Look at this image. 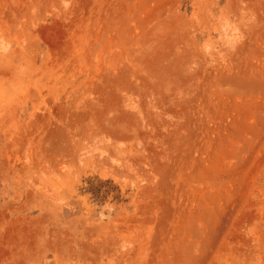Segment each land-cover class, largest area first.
<instances>
[{"label": "rangeland", "instance_id": "rangeland-1", "mask_svg": "<svg viewBox=\"0 0 264 264\" xmlns=\"http://www.w3.org/2000/svg\"><path fill=\"white\" fill-rule=\"evenodd\" d=\"M0 151V264H264V0H0Z\"/></svg>", "mask_w": 264, "mask_h": 264}, {"label": "bare ground", "instance_id": "bare-ground-1", "mask_svg": "<svg viewBox=\"0 0 264 264\" xmlns=\"http://www.w3.org/2000/svg\"><path fill=\"white\" fill-rule=\"evenodd\" d=\"M1 127H2V126H1ZM2 128H3V127H2ZM2 130H3V129H2ZM7 131H8V130L3 131V132L8 133ZM8 134H9V133H8ZM8 134H7V135H8ZM12 134H13V133H12ZM9 135H10V134H9ZM14 135H15V134H14ZM6 137H7V136H6ZM4 139H5V138H4ZM6 139H7V138H6ZM10 140H12V138H11ZM5 147H6V146H5ZM6 149H7V148H6ZM3 151H4V150H3ZM0 152H1V151H0ZM3 153H4V152H3ZM3 153H2V154H3ZM28 192H29V191H28ZM31 193H32V192H31ZM31 193H28V194L31 195ZM30 195H29V196H30ZM32 196H33V195H32ZM29 199H30V198H29ZM1 213H2V212H1ZM30 221H31V220H30ZM12 223H13V222H12ZM1 224H2V223H1ZM4 225H5V224H4ZM13 225H14V224H13ZM2 227H3V226H2ZM13 227H14V226H13ZM13 227H12V228H13ZM14 228H15V227H14ZM26 228H27V227H26ZM16 229H17V228H16ZM23 229H24V228H23ZM3 230H4V229H3ZM17 230H18V229H17ZM19 230H20V229H19ZM28 230H29V229H28ZM26 231H27V230H26ZM32 231H33V230H32ZM1 232H2V231H1ZM1 232H0V233H1ZM5 232H6V231H5ZM19 232H20V231H19ZM12 233H13V231H12ZM2 234H3V233H2ZM0 236H1V235H0ZM4 236H5V235H4ZM4 236H3V238H4ZM0 238H1V237H0ZM25 238H26V237H25ZM1 239H2V238H1ZM9 239H10V238H9ZM12 239H13V238H12ZM10 240H11V239H10ZM15 240H16V239H15ZM3 241H4V240H3ZM11 242H12V240H11ZM6 243H7V242H6ZM1 246H2V245H1ZM2 247H3V246H2ZM31 247H32V246H31ZM2 252H3V251H2Z\"/></svg>", "mask_w": 264, "mask_h": 264}]
</instances>
